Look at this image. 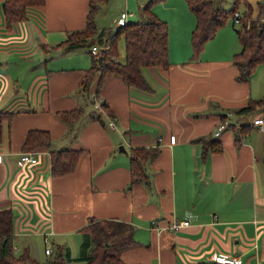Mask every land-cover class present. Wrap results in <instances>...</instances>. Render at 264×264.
Returning <instances> with one entry per match:
<instances>
[{
  "label": "crops",
  "instance_id": "0c3cea01",
  "mask_svg": "<svg viewBox=\"0 0 264 264\" xmlns=\"http://www.w3.org/2000/svg\"><path fill=\"white\" fill-rule=\"evenodd\" d=\"M149 1L137 0L132 9L142 14ZM3 2L0 111L13 119L4 124L0 142V211H14L15 252L28 248L39 260L35 243L43 237L45 251L49 234L52 254L86 264L94 247L86 228L116 220L129 225L136 240L119 252L128 264H223L222 256L264 264V130L252 124L264 115V63L247 81L238 80L234 56L242 45L233 19L192 57L197 19L188 2L156 3L154 12L169 25V66L143 69L147 90L107 75L100 96L115 119L88 113L74 138L58 113L85 108L81 87L94 57L87 46L69 52L52 47L86 27L91 0H46L11 27ZM123 10L136 16L128 5ZM252 102L253 111L238 113ZM228 113L230 126L215 137ZM31 129H48L53 144L36 151L38 163L22 165ZM212 139L224 151L204 156L205 141ZM143 147L160 153L147 166L148 180L132 185L131 150ZM66 148L84 152L73 173L54 176L51 152ZM176 218L191 223L178 231L152 224Z\"/></svg>",
  "mask_w": 264,
  "mask_h": 264
},
{
  "label": "trees",
  "instance_id": "16d2710c",
  "mask_svg": "<svg viewBox=\"0 0 264 264\" xmlns=\"http://www.w3.org/2000/svg\"><path fill=\"white\" fill-rule=\"evenodd\" d=\"M109 0H91L87 25L84 29L72 32L68 39L52 48L62 52L73 51L79 47L87 46L91 49L94 45H104L110 42V50H100L93 54V66L86 71L81 90L85 95L95 101V96L100 95L104 79L109 74L123 77V80L132 87L147 90L149 83L144 76L143 69L149 66H169V25L153 10L156 3L165 0H150L143 8L144 20L132 22L128 17L127 24L119 26L116 32L111 27L98 32L97 15L100 9ZM197 19L196 28L192 36L193 56L197 57L204 51L209 40L215 37L218 30L226 25L231 14L243 0H235L234 8L227 11L222 6V1L217 0H186ZM46 4V0H4L3 13L8 27L21 21L28 20L35 10ZM262 17L257 22H252L249 28L245 22L242 27L236 28L242 49L234 56V63L239 69L238 80L247 81L257 67L264 63V3H261ZM259 6V7H260ZM263 8V9H262ZM97 9V10H96ZM96 11V12H95ZM125 42V60H112L111 56H120L119 43ZM44 47V45H43ZM119 60V61H117ZM100 75L96 93L93 85L97 75ZM264 103V100L263 102ZM255 102L242 107L238 113L253 111ZM107 106L106 103H103ZM84 107L74 110H65L58 113L59 117L69 125L72 137L77 138L80 127L86 116ZM106 115H105V114ZM99 120L106 122L109 116H114L107 111H99ZM108 117V118H107ZM13 113L0 111V142L3 139V128L7 121H12ZM114 121V120H112ZM246 127L241 128L244 133ZM239 140V139H238ZM53 138L48 129H31L23 143L24 152H35L43 148H51ZM224 151L222 142L217 139L205 141L203 155L209 152L221 153ZM81 149H60L51 152V171L54 176H63L73 173L78 166L83 154ZM160 153L159 148H133L131 150V183L147 181V166ZM15 214L12 209L0 211V264H43L33 258L28 248L17 254L14 249L15 240ZM94 247L86 258V264H128L119 252L136 244L132 235V228L116 220H99L91 223L87 228ZM127 233V234H126ZM107 237V239H106ZM113 237H115L113 239ZM111 239V240H110ZM68 258L62 253L53 257L49 264H68Z\"/></svg>",
  "mask_w": 264,
  "mask_h": 264
},
{
  "label": "rangeland",
  "instance_id": "374dc122",
  "mask_svg": "<svg viewBox=\"0 0 264 264\" xmlns=\"http://www.w3.org/2000/svg\"><path fill=\"white\" fill-rule=\"evenodd\" d=\"M217 1H218V3H220L222 1V6L227 11H231L234 8L235 0H217ZM242 2H245V0H243ZM261 3H264V0H247V3L246 2L245 3H241L240 6H238L236 8V11L234 12V14L236 12H238L240 14V16H241V22H237V24H238V26L240 28L242 27L244 22L247 25V28H249L251 26L250 24L252 22H257L258 20H260V17H262L261 6H260ZM134 4L137 5V0H109L107 3H105L104 6L100 9L99 14L97 15V23H98V27H99L98 32H100L104 28V29H107V34H108V32H109L108 29L110 27L112 28V32H116L119 29V25L116 23V20H117V17L119 15L120 11L122 9H124V7L127 6V5H128V7H130L131 10H133L132 6ZM133 11L136 12V16L131 18L132 22H138V21L144 20L143 15L141 14V11L140 12L136 11V10H133ZM229 16L231 18L230 20L233 19V22H234V25H235L234 15L231 14ZM32 22H34V21L32 20ZM238 26H236L237 29H238ZM30 27L34 28L33 25H30ZM234 33L236 34V32H234ZM235 36L237 37V34ZM123 42H124V40H122L119 43V46H118L120 56L119 57L115 56V55L111 56L113 61L114 60L116 61V59H119L121 61L125 60V58L122 57L124 55V50H125ZM119 60H117V61H119ZM83 96L85 98V109H86L85 113L86 114L89 113V114L98 115L99 111L100 112H102V111L104 112V111L108 110V108L103 105L104 102H103V100H102L100 95L99 96H95V101H91V99H90L92 104L90 103L89 98L85 94H83ZM93 105H94V107H93ZM96 108H98V110H96ZM232 115H233V113L226 114V116H225V118L223 120L228 119ZM262 116H264V115H262ZM114 238L115 237H113V239ZM42 239H43V237L42 238L38 237V240L35 243L37 245V248L35 250L36 252H34V253L41 255L39 260L37 259L39 262H41L43 264H49V262L55 256V254L48 255V256L45 254V251H44L45 244H44ZM106 239H107V237H106Z\"/></svg>",
  "mask_w": 264,
  "mask_h": 264
},
{
  "label": "built area",
  "instance_id": "2783aa9c",
  "mask_svg": "<svg viewBox=\"0 0 264 264\" xmlns=\"http://www.w3.org/2000/svg\"><path fill=\"white\" fill-rule=\"evenodd\" d=\"M132 15L128 10H123L119 16L117 17L116 23L119 26H124L127 24L128 17ZM234 21H235V26H238L237 22H241V16L238 12L234 14ZM239 28V27H238ZM110 42H107L106 44L100 46V45H94L91 47V52L93 54H96L100 50H110ZM112 126H114V122H110ZM252 124L255 126H258L262 130H264V116H258L255 117L254 120L252 121ZM230 126V121L229 119L222 120L219 125L217 126L214 136L218 137L222 134V132ZM171 143H175L177 141V136L175 134L171 135ZM38 154L37 152H22L20 155V164L26 165V164H36L38 163ZM3 162V154L0 153V163ZM190 220L189 219H173L168 225L164 226L158 223V220H153L152 224L155 228L159 230H166L170 228V230L173 231H178L183 229L184 227H187L190 225ZM44 241L48 246L46 247V253L47 254H52L53 253V248L49 244L50 238L49 234L44 235ZM218 261L222 262L223 264H243L244 260L242 257L237 256V257H229V256H222L218 257Z\"/></svg>",
  "mask_w": 264,
  "mask_h": 264
}]
</instances>
